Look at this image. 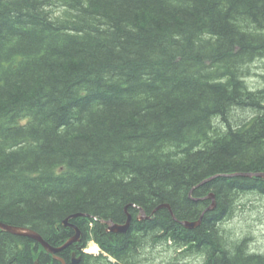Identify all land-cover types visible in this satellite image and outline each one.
I'll return each mask as SVG.
<instances>
[{
	"label": "trees",
	"instance_id": "16d2710c",
	"mask_svg": "<svg viewBox=\"0 0 264 264\" xmlns=\"http://www.w3.org/2000/svg\"><path fill=\"white\" fill-rule=\"evenodd\" d=\"M260 59L264 0H0V221L60 246L76 215L67 264L157 247L158 264H264L222 225L237 194L264 196L263 177L229 176L264 172V87L245 79ZM36 261L62 264L0 229V264Z\"/></svg>",
	"mask_w": 264,
	"mask_h": 264
},
{
	"label": "rangeland",
	"instance_id": "374dc122",
	"mask_svg": "<svg viewBox=\"0 0 264 264\" xmlns=\"http://www.w3.org/2000/svg\"><path fill=\"white\" fill-rule=\"evenodd\" d=\"M248 87L256 90L264 87V59L257 60L251 64V72L245 77ZM253 111H238L234 115V124L244 117L250 118ZM238 198L233 203V214L222 223L227 230L230 242L247 237L248 250L264 254V196L258 192L237 194ZM93 244L92 242L90 243ZM89 249V246L87 247ZM93 248H97L93 246ZM88 251V250H87ZM164 251L157 247L146 250L143 256L147 258L146 264H158L164 260ZM186 262L199 263L203 260L200 256H191L185 259ZM141 264V263H140Z\"/></svg>",
	"mask_w": 264,
	"mask_h": 264
},
{
	"label": "water",
	"instance_id": "95a60500",
	"mask_svg": "<svg viewBox=\"0 0 264 264\" xmlns=\"http://www.w3.org/2000/svg\"><path fill=\"white\" fill-rule=\"evenodd\" d=\"M238 175L258 176V177L264 178V172H237V173L230 174L229 176H238ZM212 178L213 177L206 179V180L209 181ZM209 198H211L213 200V203L206 210L213 209L216 206L215 195L213 193H211L209 195ZM164 206H168V205H162L160 207H164ZM160 207H158V208H160ZM75 216L76 215L70 216L64 220V224L66 226L73 227L76 232L65 243H63L60 246H53L46 239H44V237L40 233H38L37 231H34L28 227L12 225V224H8V223H4V222L0 221V229L14 233V234H17V235L28 236V237H31V238L39 241L45 247L47 252H50L51 254H53L54 257L56 259L60 260L63 264H67L66 260L63 257H61L58 253L60 251H62L63 249L67 248L69 245L76 243L81 239V230L78 228V226L70 223V219L72 217H75ZM146 217H147V215L145 214L144 211H143L142 215L139 216L140 219H144ZM131 219H132V215L129 214L127 221L123 224L115 223L112 220H110V221H108V223L110 224L109 230H112L114 232H127L130 228V225H131ZM201 221H202V217L197 221H183V223L188 228H195L201 224ZM80 259H81V257L77 256L76 252H74L73 258H72L73 263L78 264L80 262ZM37 264H39L38 261H37Z\"/></svg>",
	"mask_w": 264,
	"mask_h": 264
},
{
	"label": "bare ground",
	"instance_id": "6f19581e",
	"mask_svg": "<svg viewBox=\"0 0 264 264\" xmlns=\"http://www.w3.org/2000/svg\"><path fill=\"white\" fill-rule=\"evenodd\" d=\"M129 216V215H128ZM110 226V225H109ZM112 231V230H110ZM114 232V231H113ZM93 246H96L97 248H93ZM93 246L90 248L91 250L97 251L98 245L93 242Z\"/></svg>",
	"mask_w": 264,
	"mask_h": 264
}]
</instances>
